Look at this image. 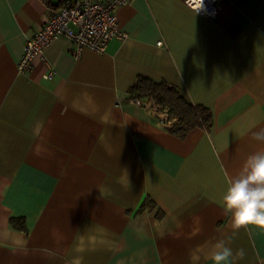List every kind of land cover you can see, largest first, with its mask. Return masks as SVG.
I'll list each match as a JSON object with an SVG mask.
<instances>
[{"label": "crops", "instance_id": "0c3cea01", "mask_svg": "<svg viewBox=\"0 0 264 264\" xmlns=\"http://www.w3.org/2000/svg\"><path fill=\"white\" fill-rule=\"evenodd\" d=\"M55 1L0 0V264H190L197 246L213 264L228 237L223 264H264V229L233 234L222 203L264 151V0H225L216 18L131 0L117 11L127 37L104 53L59 38L19 72ZM139 76L209 107L211 128L171 134L166 108L130 102Z\"/></svg>", "mask_w": 264, "mask_h": 264}, {"label": "built area", "instance_id": "2783aa9c", "mask_svg": "<svg viewBox=\"0 0 264 264\" xmlns=\"http://www.w3.org/2000/svg\"><path fill=\"white\" fill-rule=\"evenodd\" d=\"M131 0H56L48 7V19L41 29L29 37L18 61L19 72L32 68L36 56H43L44 49L54 40L65 38L72 43V53L79 56L84 48L104 53L110 40L124 39L127 34L118 26L117 11ZM193 10L194 0H184ZM222 9L220 0H203L198 14L216 18ZM52 71L45 74L49 78ZM130 102L152 110L159 108L151 98L131 97Z\"/></svg>", "mask_w": 264, "mask_h": 264}, {"label": "clouds", "instance_id": "9594fccd", "mask_svg": "<svg viewBox=\"0 0 264 264\" xmlns=\"http://www.w3.org/2000/svg\"><path fill=\"white\" fill-rule=\"evenodd\" d=\"M203 6V0H194L193 10L198 12ZM253 139L264 142V128L253 133ZM224 211L232 216L233 234L241 228L255 226L264 229V151H258L248 156L239 175L233 179L222 197ZM232 237L218 240L212 245L213 251L208 257L213 264H223L233 251L226 246ZM202 247L197 246L189 253L190 264H199ZM245 251L239 249L235 258L243 259ZM71 264H82V258L76 257Z\"/></svg>", "mask_w": 264, "mask_h": 264}, {"label": "trees", "instance_id": "16d2710c", "mask_svg": "<svg viewBox=\"0 0 264 264\" xmlns=\"http://www.w3.org/2000/svg\"><path fill=\"white\" fill-rule=\"evenodd\" d=\"M220 1L225 2V0ZM129 91L130 97L151 98L159 109L166 108L175 119L167 130L179 138H184L194 127L209 130L212 126V112L209 107L189 102L180 94L176 86L166 81L139 76ZM12 225L22 230L26 229L23 219H12Z\"/></svg>", "mask_w": 264, "mask_h": 264}]
</instances>
